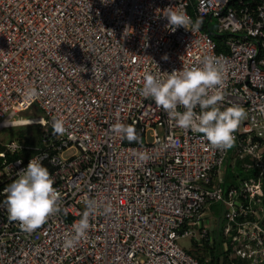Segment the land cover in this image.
Wrapping results in <instances>:
<instances>
[{"label": "built area", "instance_id": "built-area-1", "mask_svg": "<svg viewBox=\"0 0 264 264\" xmlns=\"http://www.w3.org/2000/svg\"><path fill=\"white\" fill-rule=\"evenodd\" d=\"M169 7L192 25L166 27ZM206 56L225 67L221 110L246 112L233 153L177 127L138 91L146 72L198 67ZM35 106L41 115L15 119ZM117 122L139 141L113 134ZM20 125L41 134L0 152V264H206L178 240L213 246L214 202L225 207L229 259L264 264V0H0V130ZM230 155L247 176L228 187ZM33 158L61 199L59 212L27 232L9 219L4 189ZM86 200L96 202L89 229L66 248Z\"/></svg>", "mask_w": 264, "mask_h": 264}, {"label": "clouds", "instance_id": "clouds-1", "mask_svg": "<svg viewBox=\"0 0 264 264\" xmlns=\"http://www.w3.org/2000/svg\"><path fill=\"white\" fill-rule=\"evenodd\" d=\"M164 16L168 20L166 27L172 31L179 27L187 29L193 23L186 13L172 7L166 9ZM162 59L167 60V54ZM224 71V65L217 58L206 56L198 67H184L160 75L146 72L138 91L161 107L177 127L199 132L213 148L227 150L233 147L234 133L246 112L239 105L221 110ZM28 94L34 96L36 90L29 89ZM197 107L199 114L195 111ZM181 108L183 111L179 110ZM51 127L58 135L66 130L60 119L53 120ZM110 130L129 142L139 141L132 125L117 122ZM53 185L49 170L38 159H30L18 177L4 189L9 219L19 222L27 232L41 227L51 215L60 211L61 193ZM85 205L81 218L72 225L74 234H69L64 241L66 248L74 247L89 229V217L96 210V202L86 200Z\"/></svg>", "mask_w": 264, "mask_h": 264}, {"label": "trees", "instance_id": "trees-1", "mask_svg": "<svg viewBox=\"0 0 264 264\" xmlns=\"http://www.w3.org/2000/svg\"><path fill=\"white\" fill-rule=\"evenodd\" d=\"M36 108H38L37 106H35ZM34 108V107H33ZM39 109V108H38ZM32 110V109H31ZM26 111H30V110H25L22 111L26 112ZM40 111V110H39ZM36 117V116H35ZM22 118H33V117H22ZM29 125H20L19 127V132H18V136L16 139L19 140H26L28 143H35L38 141L39 136L41 134V130L40 128H35L33 131L28 130ZM30 131V132H29ZM31 135V136H29ZM5 147V143L0 141V152L4 149ZM23 153H17L14 155V157H18V156H22ZM12 157V156H11ZM231 155L228 158L224 168H223V172H224V184L228 187L230 186H237L238 185V179L240 177H245L247 176V174L243 171L242 168V162L241 161H237L235 163V171H233V169L231 168ZM263 204H264V195H263ZM220 219V217H219ZM219 223V220H218ZM221 223V222H220ZM220 223L218 225H220ZM213 235H214V243L213 246H208V244L204 241H194L195 244V248H196V256L202 260L205 261L206 264H234L233 261L229 259L228 255H229V250H231L230 248H220L218 249L217 245H225L222 242L218 241V237L220 236V233L218 229H215V227H213L212 229ZM227 245H231L229 241H227ZM236 263H238L235 260Z\"/></svg>", "mask_w": 264, "mask_h": 264}, {"label": "rangeland", "instance_id": "rangeland-1", "mask_svg": "<svg viewBox=\"0 0 264 264\" xmlns=\"http://www.w3.org/2000/svg\"><path fill=\"white\" fill-rule=\"evenodd\" d=\"M41 115V111H39L38 108L34 107L32 110L30 111H26L23 113L18 114L15 119L18 120L20 117H37ZM19 127L20 126H12V127H7L4 129L0 130V141L7 143L12 139H16L17 138V134L19 132ZM35 128H38V126L36 125H29L28 130L33 131ZM29 131V132H30ZM31 136V135H29ZM19 140V139H18ZM25 140V139H24ZM26 141V140H25ZM231 153H233L234 151V145L233 147L230 148ZM225 166V165H224ZM223 166V168H224ZM206 211L209 215V221L211 222V226L215 227V229H218L220 233V236L218 237V241L220 242H224L223 244H226V239L224 238L223 234H222V228H223V217H222V212H223V216H224V211H225V207L222 208L221 204L218 202H214L211 205H207L206 207ZM219 216H221L222 218L219 219ZM218 220L220 225H218ZM195 239H193L192 237H180V239L178 240V244L184 248L185 250H187L188 252H191L193 254L196 255V248H195V244H194ZM218 249L220 248H224V245H217Z\"/></svg>", "mask_w": 264, "mask_h": 264}, {"label": "bare ground", "instance_id": "bare-ground-1", "mask_svg": "<svg viewBox=\"0 0 264 264\" xmlns=\"http://www.w3.org/2000/svg\"><path fill=\"white\" fill-rule=\"evenodd\" d=\"M28 122V121H27ZM27 122H23V123H27ZM20 123V122H17V124ZM22 123V122H21Z\"/></svg>", "mask_w": 264, "mask_h": 264}]
</instances>
